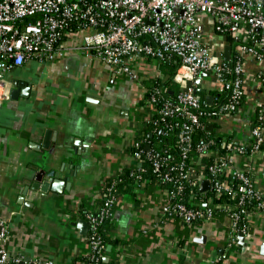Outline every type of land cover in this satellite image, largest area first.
I'll return each instance as SVG.
<instances>
[{"label": "crops", "instance_id": "obj_1", "mask_svg": "<svg viewBox=\"0 0 264 264\" xmlns=\"http://www.w3.org/2000/svg\"><path fill=\"white\" fill-rule=\"evenodd\" d=\"M210 26L206 19L207 30ZM61 49L52 61L30 59L6 74L28 89L26 96L0 105V242L17 264L85 263L88 230L82 233L77 222L98 208L105 180L140 165L132 142L153 114L142 98L148 82L162 75L157 60L145 56L129 62L135 77L115 74L85 53L74 31L62 38ZM263 75V65L245 61L243 105L208 123L209 131L250 144L256 107H264ZM197 87L206 89L204 101L212 105L211 77ZM46 130L52 132L49 148L41 146ZM42 156L51 161L42 164ZM234 166L251 169L264 195V150L236 155ZM40 169L44 175L32 188ZM53 179L59 191L51 189ZM167 201V190L155 181L136 182L131 193L120 194L105 228L104 264H214L220 258L219 264H264V212L253 210L243 243L237 238L229 244L230 205L212 219L184 224L163 214Z\"/></svg>", "mask_w": 264, "mask_h": 264}, {"label": "built area", "instance_id": "obj_2", "mask_svg": "<svg viewBox=\"0 0 264 264\" xmlns=\"http://www.w3.org/2000/svg\"><path fill=\"white\" fill-rule=\"evenodd\" d=\"M206 19L210 20V30ZM70 31L80 34L86 54L115 74L135 77L129 62L141 56L179 60L172 78L179 91L166 97L163 89L156 87L148 100L157 115L160 134L175 138L178 161L170 163L150 147L145 158L151 161L157 183L178 184L176 190L167 191L164 215L192 224L212 219L219 208L230 205L229 244L235 243L238 232L245 231L249 214L253 210L264 212V195L257 189L251 169L234 166L236 155L253 156L264 150V107H256L249 145L230 138L221 144L225 152L219 153L211 148L212 139L194 146L192 136L196 128L231 116L243 105L246 60L264 66V0H0V105L14 87L6 74L30 59L52 61L60 56L62 38ZM227 34L231 44L226 42ZM225 45L230 46L228 60L223 58ZM201 72L209 73L218 96L212 109L193 92ZM261 89L264 92V75ZM139 147L140 142L134 140L132 155L141 166ZM202 155L213 157L208 165L199 164L200 171L204 169L208 176L196 172L195 164ZM202 179L209 180L212 194L204 205L201 199L195 201L197 206L187 205L178 197L182 183L200 185ZM232 181L237 187L231 186ZM106 190L100 213L87 216L90 235L84 264H101L104 244L97 228L104 219H112L116 201L110 187ZM225 192L236 194V202L215 203L214 199ZM3 236L2 229L0 241ZM17 263L0 242V264Z\"/></svg>", "mask_w": 264, "mask_h": 264}, {"label": "trees", "instance_id": "obj_3", "mask_svg": "<svg viewBox=\"0 0 264 264\" xmlns=\"http://www.w3.org/2000/svg\"><path fill=\"white\" fill-rule=\"evenodd\" d=\"M73 29V28H72ZM226 42L228 44L232 43L231 37L227 34L225 36ZM160 65L161 69V76L152 79L147 84V91L144 94L142 98V103H148V100L153 93L154 88L161 87L163 89V93L166 97H173L176 92L179 91V87L177 84L172 80L173 75L175 74V71L179 65V60L175 57H171L169 59L165 60H159L157 61ZM168 76L164 81L163 78ZM215 97H218L213 92ZM197 95L204 100V94L203 93H197ZM214 104L208 105L210 109L214 108ZM212 117V116H211ZM157 119V115L153 113L149 120L144 121L141 126L137 130V135L135 136V140L140 142L141 153H142V163L141 166H136L135 168L131 169H125L123 173L120 175L114 177V178H108L104 182L103 190L101 193V202L95 210L88 212L85 211L83 213V217L85 219H88V214L90 215H98L101 211V207L103 205V200L106 197V189L110 187V192L117 197L122 193H131L132 187L137 182L138 185L147 184L150 182H154L156 180L155 173L152 171V165L151 161L145 158L146 149L144 148L145 144L148 143L150 145V149L154 151L155 155H159L161 158L162 156H165V158L170 162L174 163L178 161L179 153L178 149L176 147L175 138L172 134L163 135L160 134L159 138L155 137V134L160 129V124L155 123V120ZM204 124L207 123V121H204ZM214 125H216L214 123ZM149 133L152 134V137H149ZM208 139H212L213 143L211 144V148L218 151L219 153H224L226 150V147L222 146L221 144L224 142H227L230 140V138L223 139V135H217L213 130L209 131L205 128V126L198 127L194 130L193 136H192V143L193 145H198L199 143L205 142ZM132 150H135V148H132ZM213 161L212 156L202 155L200 159V163L202 165H208ZM201 165H197L196 172L198 173L200 171ZM200 172H203L205 174L208 173L203 169ZM140 176V178L136 181L137 176ZM156 182V181H155ZM167 191L170 190H176L178 188L177 183L173 182H165L160 183ZM182 189L179 193V198H181L187 205L189 206H197L196 200L201 199V205H204V202L208 200L210 195L212 194L211 190H207L205 192H201L199 190V184H193L191 182L184 181L182 183ZM232 187H237V183L235 181L231 182ZM236 194L231 193H223L220 195L219 198H215L214 202L221 205H228L236 202ZM111 218H106L103 220V222L99 225L97 228L99 236L101 238V241L104 244V250L105 245L107 242L106 232L105 228H107L111 224ZM90 235V230H88L87 238ZM118 241H116L117 243ZM87 259V256L85 257ZM85 259V260H86ZM101 264H104L101 257ZM222 259L220 258L218 261H215L214 264L221 263Z\"/></svg>", "mask_w": 264, "mask_h": 264}, {"label": "water", "instance_id": "obj_4", "mask_svg": "<svg viewBox=\"0 0 264 264\" xmlns=\"http://www.w3.org/2000/svg\"><path fill=\"white\" fill-rule=\"evenodd\" d=\"M229 56H230V46L229 45H225L223 47V58L225 60H228L229 59ZM199 76H200V78L197 79L196 83L200 85L201 84V78L204 77V76H209V73L208 72H201ZM13 84L15 85V87H13V89L10 92V98L11 99H17L18 96H24V95L26 96V93L28 92V89L24 87V84L25 83L22 84L20 81H18L17 83L16 82L15 83L13 82ZM190 85H191V83L188 82L187 83V87H189ZM205 91H206V89H204L202 87H196L193 90L194 93H204ZM210 98H212V97L209 96V95H206L205 96V99L206 100H208ZM211 128H212V125L211 124H207L206 125V129L207 130H210ZM51 134H52V132L50 130H46V132L44 134V137H43V142H42V145H41L43 148H49ZM159 136H160V129L155 134V137L156 138H159ZM149 137H152V134L151 133L149 134ZM149 147H150L149 144H146L144 146L145 149H149ZM40 161H41L42 164H45L47 162H50L51 159L48 158L47 156H42V157H40ZM42 175H44V173L40 169L39 172L35 176V182L33 183L32 188H36L38 182H40V180L42 179ZM44 187L45 188H41V189L43 191H46V184H44ZM50 187H51L52 190L59 191V189H60V182L53 179L51 181ZM209 187H210V182H209L208 179H202L200 181L199 190L201 192L207 191L209 189ZM77 225L81 229V232L82 233H86L87 232V230H88V223H87V221H85V220H79L77 222ZM237 238H238V240L241 243H243L244 235L241 232H238ZM262 248H264V244L262 245ZM20 264H22V263H20Z\"/></svg>", "mask_w": 264, "mask_h": 264}]
</instances>
